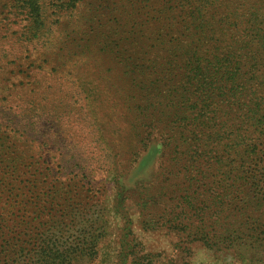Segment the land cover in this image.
<instances>
[{"label": "rangeland", "instance_id": "obj_1", "mask_svg": "<svg viewBox=\"0 0 264 264\" xmlns=\"http://www.w3.org/2000/svg\"><path fill=\"white\" fill-rule=\"evenodd\" d=\"M13 1L0 0V94L10 95L0 96V146L16 145L6 155L26 178L38 159L50 177L72 178L53 202L28 204L26 264L56 250L72 253L63 264H264V197L249 192L247 221L214 220L207 242L180 213L187 125L215 121L222 100L264 105V0H75L62 10L73 0H39L51 34L36 55L31 42L13 44L26 31ZM242 45L256 61L246 96L203 102L201 82L191 86L197 62Z\"/></svg>", "mask_w": 264, "mask_h": 264}, {"label": "trees", "instance_id": "obj_2", "mask_svg": "<svg viewBox=\"0 0 264 264\" xmlns=\"http://www.w3.org/2000/svg\"><path fill=\"white\" fill-rule=\"evenodd\" d=\"M74 1L59 3L56 9L72 8ZM139 1L140 6L145 2L144 7L153 2ZM12 9L14 22L24 23L26 29L20 36H17L18 32L14 30L11 32L12 35L16 33L17 36L13 42L14 46L17 43L31 42L30 44L35 46L30 51L36 55L39 52L37 45L47 43L49 41L47 37L51 34V26L44 24L46 17L43 16L39 0H14ZM195 10L200 13L199 7ZM21 37L25 39L20 40ZM211 41V48L220 47L216 40L211 39ZM260 48L264 51V39ZM244 50L248 48L242 45L237 50L238 55L228 51L222 57H214L207 63L206 68L198 67L200 63L197 62L196 70L200 72L195 74L192 72V74L193 77L198 76L201 80L196 81L194 78L191 86L194 87L201 82L199 86L203 102L211 100L209 97L214 93L218 94V98L225 100L234 98L238 101L240 96H246L241 90H245L247 80L245 76L253 68L248 64L249 62L254 64L256 61L250 51H246L245 54ZM5 56L4 51L0 50V65L3 64ZM0 87L7 89L1 83ZM246 94L248 99L253 95L250 91H246ZM0 96L4 97L3 101H5L10 95L5 93ZM256 104L245 105L244 109L238 106L233 108L226 107L222 100L220 105L217 104L215 121L205 118L202 122L197 120L187 125L186 137L182 144L190 150V155L184 161L180 180L185 185L188 200L183 201L180 213L190 216L185 218V221L191 220L186 224L191 227L190 230L199 234L202 241L207 242L208 239H212L215 231L211 228L217 225L214 220L240 217L241 220L247 221L242 215L250 207V201L247 200L249 192L264 197V105L260 102ZM242 111H244L243 115ZM235 118L236 121L239 120V124L232 127ZM207 129L211 133H207ZM6 140L7 142L1 140L5 150L0 146V264H26L24 253L27 245L26 220L30 217L28 204L31 201H35L36 206L53 202L62 191L65 192L67 188L72 189V178L65 179L64 184L59 177H50L48 170L42 168V164H46V161L39 164V159L34 163L37 169L29 178H26L28 174L20 175V170L17 171L12 164L14 159L11 158V154L6 155V151L16 148V145L10 144L9 139ZM199 163L204 164L208 170L197 168ZM27 165L31 167L30 164ZM190 168H193L194 172L190 171ZM24 177L25 182L20 179ZM224 205L227 209L221 208ZM37 218L38 216L34 220ZM71 255L72 253L68 251L61 253L57 250L49 251L41 263L45 264L46 261L47 264H63Z\"/></svg>", "mask_w": 264, "mask_h": 264}]
</instances>
